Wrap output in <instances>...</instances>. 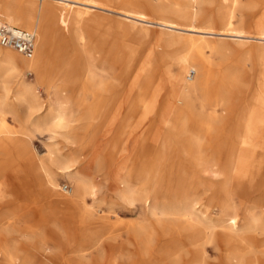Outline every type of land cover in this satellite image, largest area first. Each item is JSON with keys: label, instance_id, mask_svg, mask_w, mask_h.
Listing matches in <instances>:
<instances>
[{"label": "bare ground", "instance_id": "obj_1", "mask_svg": "<svg viewBox=\"0 0 264 264\" xmlns=\"http://www.w3.org/2000/svg\"><path fill=\"white\" fill-rule=\"evenodd\" d=\"M52 1L53 6L43 0H0V15L4 21L23 26L35 35L34 54L30 59L0 47V89L5 94V99L0 100V153L6 154L11 147L16 157L24 161L34 157L28 142L32 128L48 131L52 138L71 120L68 95L80 92L86 98L93 92H106L100 85L94 87L89 82L83 85L91 79L86 68L79 69V59L89 61L93 55V51L84 48V27L95 22L92 13L112 11L109 4L102 0ZM229 1L219 8L224 26L218 31L197 26L198 0L187 2V8L182 12L187 21L184 25L161 19L160 26L176 35L189 33L188 40L179 50L162 54L163 65L155 62L149 52L131 75L137 48L125 45L128 55L125 62L115 56V51L113 53V62L121 67L120 85L126 90L121 102L107 115L104 126H112L122 103L121 134L143 129L152 119L151 125L139 135L142 154L138 163L134 156L136 151L126 157L117 147H112L111 162L116 165L119 178L115 181V195L131 210L137 209L138 203L142 209L148 206L145 212L157 218L144 222L134 217L123 222L113 214L111 220L108 212L98 214L95 206L87 201V197L93 195L94 183L84 173L80 154L76 149L62 153L49 145L46 155L37 161L36 170L45 198L41 205L42 218L51 226L47 238L57 246L63 245L64 237L72 232L88 237L77 247L83 256L86 247L96 251L107 244L117 252L122 249L111 239L126 230L138 251L146 256V264H210V251L216 254L213 264H264V123H261L259 112L264 107V71L257 79L256 94L249 101L237 99L243 81L239 66L225 67L217 77L215 89H210L204 102L198 105H194L192 95L197 90L199 76L202 75L207 83L214 77L205 69L194 79L187 78L190 70L194 71L201 61L203 48L218 41L213 39L214 35L219 36L218 39L226 36L245 38L234 26V10L241 1ZM118 13L127 23H146L143 14L126 10ZM259 38L264 43V28ZM75 46L83 47L76 56L72 54ZM261 56L264 59V51ZM23 69L34 73L36 81L25 79ZM82 73L84 78L80 79ZM164 77L172 87L173 99L165 100L157 107ZM40 81L44 82L48 95L51 90H59L60 94L43 104L36 86ZM177 98L183 100L182 106L175 103ZM21 103L26 105L23 116L17 108ZM222 109L229 122L217 123L218 112ZM8 117L19 123V129L8 124ZM161 131L162 139L155 136L157 152L167 141L175 140V143L171 151H166L162 158H155L151 165L150 153L144 144L150 136ZM175 155H179L180 164L173 175ZM111 162L106 161L109 165ZM160 166L164 172L153 175ZM3 168L0 166V202L6 184L2 180ZM61 175H71L75 189L53 198L57 176ZM10 176L13 183L7 187L14 192L13 196H19L22 191L36 192L31 179L20 177L16 172ZM149 185L159 191L151 195L147 192ZM169 192L173 194L170 199L160 201L157 206L155 200L163 199ZM36 195L39 196L37 192ZM7 201L12 202L11 199ZM214 208L218 213H213ZM75 209L77 214L74 216L72 211ZM9 212L0 214V235L21 234L33 243L44 240L38 237V233H43L39 227L26 232L14 228L12 221L16 213ZM0 252L4 262L11 264L14 246L8 240L0 243ZM97 261L95 259L93 264ZM22 264H31V261L26 259ZM107 264L115 262L111 259Z\"/></svg>", "mask_w": 264, "mask_h": 264}, {"label": "rangeland", "instance_id": "obj_2", "mask_svg": "<svg viewBox=\"0 0 264 264\" xmlns=\"http://www.w3.org/2000/svg\"><path fill=\"white\" fill-rule=\"evenodd\" d=\"M102 1L109 4L107 6L112 11L105 10L103 13H92L95 22L84 27L86 41L84 48L87 51H93V55L89 61L84 58L79 59V69L86 68L87 74L91 79V81H84L83 85L88 82L94 87L100 85L106 89V92H93L87 95L86 98L80 92L70 94L71 97L68 95V104L71 106V120L67 123L66 127L57 130L52 138H49L50 133L48 131H37L33 128L30 130L31 134L28 137V142L31 151L34 153V157L31 160L24 161L23 159H18L11 147L6 150V154L0 153V166H4L2 180L4 183L6 182L4 184V197L2 202H0V214H7L9 211L16 213L14 214L16 218L12 221L14 228L18 231L26 232L32 227H39L43 233H38V237L44 238L40 243H33L21 234L7 237L0 235V243L8 240L14 246V257L11 264H22L26 259H30L31 264H73L79 261H83L85 264H93L95 259L98 260L96 264H107L111 259H113L115 264H146V256L138 251L132 237L126 230L120 231L118 235L111 239L113 244L121 247L122 250L117 252L112 251L108 244L96 251L90 247H86L87 251L83 256L77 247L84 244L88 237H82L78 233L73 234L70 232L68 237H64L63 245L57 246L50 238H47L51 233V226L45 222L41 214V205L44 203L45 198L40 188V175L36 169L39 160L46 155L49 145H52L62 153L68 152L70 149H76L77 153L80 154L82 165L83 167L85 166L84 173L94 183L93 195H89L87 201L92 206H95L98 214L108 212V214L111 213L109 214L111 220L116 215L123 222H128L134 217L144 222H152L157 218V216L155 217L145 212L148 206L142 209L141 206H138L140 204L138 203L137 209L131 210L129 206L121 202L115 195L117 190L115 183L119 178L115 169L116 165L111 162L113 159L112 147H117L126 157H129L136 151L134 156H136L138 163L142 154L140 151L141 140L139 135L145 127L151 125L152 119L146 123L143 129L121 134L119 127L124 115V105L122 103L112 126L107 128L104 126L107 115L121 102L126 90V87L120 85L119 72L121 71V67L117 64L115 65L113 62V53L116 52L115 56L125 62L128 58L125 45L137 48V58L131 75L135 73L139 62L149 52H152L155 62L163 65L162 54L179 50L188 40L189 33L176 35L169 29L161 27L159 22L161 19H164L184 25L187 21L184 16L185 13L182 12L186 10L189 0ZM198 1L199 3H197L196 7L198 13H195L197 26H208L213 31H218L222 28L224 24L222 22V13H219V8L223 7L224 4H229L230 1ZM240 1L241 5L234 10V26L238 31L243 33L245 38L239 39L226 36L218 39L219 36L214 35L213 39L218 41L203 48L202 59L198 65H195L191 78L194 79L196 74L202 73L206 69L214 77V80L207 83L203 81L202 75L199 76L197 90L192 95L194 105L204 102L208 91L215 89V85L218 82L217 77L228 66H239L238 70L243 78L241 83L242 92L240 95H237V99L249 101L256 94L255 89L259 83L257 79L261 78L264 71V59L261 56V52L264 51V43H261L259 38L264 28L262 27L264 25V0ZM43 2H47L52 6L55 4L52 0H43ZM120 10L143 14L146 16V23L142 22L139 25L127 23L124 17L118 13ZM0 20L4 21L2 15H0ZM82 49L83 47L75 46L72 54L76 56ZM198 66L200 68L197 69ZM22 73L28 81H36L35 75L31 71L23 69ZM189 73L187 75L188 79L190 78ZM83 78L84 73L80 76V79ZM64 82L67 83V81ZM161 83L162 89L157 96V107L163 101L173 99V90L169 81L164 77L161 79ZM43 84L44 82L40 81L36 83V86L39 96L42 97L43 104H46L49 100L54 99L56 94H60V92L59 90H51V93L48 95ZM63 96L61 95V97ZM3 99H5V94L0 89V100ZM174 101L178 106L183 105V100L180 98ZM17 108L19 114L23 116L26 105L21 103ZM259 112L261 114L260 120L263 124V106ZM222 121L229 122L223 109L218 112V117L216 118L217 123ZM7 122L14 129H19V123L13 117H8ZM67 136L68 138H66ZM155 136L157 139H162L163 131L156 132L155 135L150 136L144 144L145 149L150 153L151 165L155 158L159 156L162 158V156L166 155V151H171L170 149L173 147V143H175V140L167 141L165 147H160V150L157 152ZM108 159L111 162L110 165L106 163ZM172 162V174L174 175L177 172L178 164H180L179 155H175ZM154 171L153 175L162 174L164 168L160 166ZM15 172L20 177L31 179L35 191L39 196L34 191H22L19 196H13L14 192L9 190L7 184L13 183L10 175ZM65 184L70 189L64 192L63 187ZM74 185L71 175L57 176V187L54 190L53 198L57 197L58 194L67 195V193L75 189ZM148 189L147 192L151 193V195L159 191V188L151 185H149ZM171 195L173 194L169 192L164 195L163 199L158 198L155 200L156 205L158 206L162 200H169ZM8 199H11V204L8 203ZM72 212L75 216L77 209ZM213 213H218V209L214 208ZM73 229L76 230L78 228L74 227ZM215 255V252L210 251V264L215 262ZM0 264H6L1 252Z\"/></svg>", "mask_w": 264, "mask_h": 264}, {"label": "built area", "instance_id": "obj_3", "mask_svg": "<svg viewBox=\"0 0 264 264\" xmlns=\"http://www.w3.org/2000/svg\"><path fill=\"white\" fill-rule=\"evenodd\" d=\"M35 35L25 28L8 24L0 20V47L11 49L25 58H32L34 54ZM194 71L189 73L191 77ZM68 185H64L63 191H68Z\"/></svg>", "mask_w": 264, "mask_h": 264}]
</instances>
